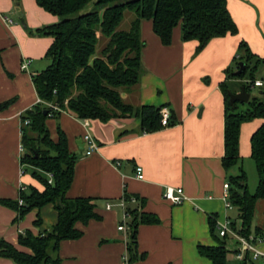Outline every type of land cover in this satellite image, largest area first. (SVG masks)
Instances as JSON below:
<instances>
[{
	"label": "crops",
	"instance_id": "obj_1",
	"mask_svg": "<svg viewBox=\"0 0 264 264\" xmlns=\"http://www.w3.org/2000/svg\"><path fill=\"white\" fill-rule=\"evenodd\" d=\"M227 8L238 32L210 39L198 53L197 41L181 39L179 24L172 30L171 43L163 45L152 30L151 20H141L143 72L135 86L120 90L121 97L133 105L167 107L177 120L175 125L142 132L135 117L103 122L81 120L62 111L56 119L66 134L69 151L78 157L66 196L94 198L95 212L100 216L86 224L75 223L82 235L59 243L60 264H127L122 256L127 253L128 233L117 229L123 219L117 202L125 193L143 198L142 211L159 218L158 223L139 224L137 249L146 255L130 264H212L198 253L197 245L216 244L210 233V218L224 223L237 217L235 207H225L222 193L230 169L232 175L239 172V166L234 165L226 173L221 163L224 102L219 84L225 79L224 70L234 63L240 40L253 53L264 55V0H227ZM4 17L12 22L7 23ZM56 21L57 16L34 0H0V103L14 99L0 109V200L17 199L20 186L43 189L29 171L22 170L20 115L37 102L32 76L48 64L44 54L52 42L50 36L32 31ZM22 59L30 60L26 70L20 68ZM257 93L260 95V88ZM263 121L255 118L241 124L240 156L241 131L250 124L253 132ZM46 123L56 140L55 125L48 120ZM86 131L98 143V149L89 155L83 153ZM137 165L142 168V179L135 177ZM166 186L182 187L186 200L181 204L166 200ZM109 201L113 206L107 209ZM37 212L39 226L33 225ZM15 216V210L0 202V239L23 251L28 249L17 244L19 232L29 229L34 234L44 233L57 221L51 204L13 222ZM251 228L264 232V198L256 201ZM261 248L264 250V243ZM235 261L227 258V264ZM254 262L264 264L261 259ZM0 264L15 263L0 257Z\"/></svg>",
	"mask_w": 264,
	"mask_h": 264
},
{
	"label": "trees",
	"instance_id": "obj_2",
	"mask_svg": "<svg viewBox=\"0 0 264 264\" xmlns=\"http://www.w3.org/2000/svg\"><path fill=\"white\" fill-rule=\"evenodd\" d=\"M45 11L57 16V21L42 25L32 32L50 36L52 42L44 57L48 64L32 76V82L40 99L20 115L21 144L24 151L20 156L22 170L28 171L43 189L28 185L19 189L17 199H1L0 202L16 211L13 222L21 219L31 210H39L51 204L57 212V221L49 231L34 234L25 229L18 233L17 244L0 239V257L10 258L15 264H60L59 243L75 239L82 231L76 222L86 224L98 219L95 199L92 197L66 196L73 175L77 155L68 149L65 132L57 124V139L53 140L46 126L48 117L58 118L62 111L72 113L76 118L107 121L114 117H135L139 130L154 132L173 126L177 120L173 113L167 125L161 124L157 105H133L125 102L120 90L135 86L142 75L141 50L144 42L140 37L141 20H151L152 30L163 45L171 43L172 30L178 24L183 41L195 40V53L200 52L214 37L234 35L238 32L227 8V0H34ZM92 4L94 9L83 11ZM125 11L133 14L128 25L120 24ZM233 66L224 70L225 79L219 84L223 94V145L222 166L227 173L240 160L239 138L241 124L255 118H264V89L259 96H251L247 102L230 103L228 80L242 78L256 79L262 68L264 78V55L251 51L244 40L238 42ZM243 62L244 70L236 74L238 64ZM250 93V84L244 85ZM14 99L0 103V109L9 106ZM52 104L57 109H52ZM46 111V113H44ZM24 120H28L24 124ZM250 157L256 173L257 184L253 192L247 187V177L240 167L235 175L227 174L228 199L237 209V217L230 220V227L241 235L260 233L251 228L255 204L264 198V121L250 136ZM49 175L51 182H48ZM127 222V264L143 260L145 253L138 252L137 230L139 224L158 223L159 218L142 211L144 199L124 194ZM136 199L135 203L130 199ZM18 199L22 200L20 204ZM134 205H131V204ZM41 224L40 215L33 225ZM209 227L215 245H197L198 253L212 264H227L225 239L216 233V222L209 219ZM235 264H256L246 253Z\"/></svg>",
	"mask_w": 264,
	"mask_h": 264
},
{
	"label": "built area",
	"instance_id": "obj_3",
	"mask_svg": "<svg viewBox=\"0 0 264 264\" xmlns=\"http://www.w3.org/2000/svg\"><path fill=\"white\" fill-rule=\"evenodd\" d=\"M4 20L7 23H11L12 20L8 17H4ZM30 60L28 59H22L20 63V68L22 70H26L28 67ZM251 88L257 87L260 88L261 90L264 89V78H256L253 81H249ZM40 99H37V102H39ZM52 109H57L56 106L52 104H48ZM161 113V124L162 125H167V121L170 115V111L167 107H162L160 110ZM24 124L28 123V120H24ZM86 124V123H85ZM82 141L84 142L85 148L83 150V153L85 155H89L92 152L96 151L98 149V143L93 137V135L89 132H85L82 136ZM19 150L21 154L24 151V147L20 143L19 145ZM116 165L119 164L118 161L115 162ZM51 176L49 175L48 182H51ZM135 177L138 179L143 178V173H142V168L141 166H136L135 167ZM228 182L223 183V193H222V198L224 201V205L226 208H231L232 204L230 203L228 199ZM19 189H24V186H20ZM163 197L171 202L172 204H181L186 200V196L184 195L182 187H171V186H166L163 192ZM210 198V197H209ZM19 203H22L21 199H18ZM130 202L135 203L136 199L131 198ZM117 205H119L122 210H123V219L122 222L118 225L117 229L120 231H127V223L126 219L130 217L129 213L126 210V202L125 200L121 197L118 199ZM113 206L112 202H107L106 203V208L109 209ZM216 227L218 229V234L219 236H227L228 238L234 239L235 240V249L233 250L234 253V258L236 260H242L244 258V255L247 253L249 257L255 261L258 259H261L264 261V250L261 248V244L264 243V232L260 233H251L249 235H241L237 233L234 229L230 227V220L227 219L224 223H216ZM122 259L125 263H127V253L123 254Z\"/></svg>",
	"mask_w": 264,
	"mask_h": 264
},
{
	"label": "rangeland",
	"instance_id": "obj_4",
	"mask_svg": "<svg viewBox=\"0 0 264 264\" xmlns=\"http://www.w3.org/2000/svg\"><path fill=\"white\" fill-rule=\"evenodd\" d=\"M94 8H95V6H93L92 4H89L86 6V8H84L83 11L92 10ZM132 16H133V14L131 12L125 11V15H124V18L120 24V27L121 28L126 27L129 23V21L131 20ZM19 18H20V16H19ZM19 24H20V22H19ZM232 66H233V64H232ZM262 74H263V70H262V68H259V70L257 71L255 76H256V78H260L262 76ZM249 81H250L249 76H248V74H246L242 78H233L231 80H228L227 84L232 91H238L241 86L249 84L250 83ZM250 94H251V96H259V94L257 93V88L256 89L250 88ZM47 120L52 122L55 125L54 127L56 130V128H57L56 118L48 117ZM46 126L48 127L47 123H46ZM246 127H247V130L243 129L241 131V140H240V143H241V156L240 157L241 158L236 165H237V167L239 166V168L241 167L244 170V172L246 173L248 190L250 192H253L255 187H256V184H257V173H256L254 162H253L252 158L250 157V136L252 134V131H250L249 128L251 127V125L248 124V125H246ZM228 174H231V175L233 174L231 169L228 172ZM215 231L218 234L217 228ZM225 245H226L227 250H229L227 252V258H228L229 262H232L233 258H234L232 256V249L236 245L235 240L231 239V238H226L225 239Z\"/></svg>",
	"mask_w": 264,
	"mask_h": 264
},
{
	"label": "water",
	"instance_id": "obj_5",
	"mask_svg": "<svg viewBox=\"0 0 264 264\" xmlns=\"http://www.w3.org/2000/svg\"><path fill=\"white\" fill-rule=\"evenodd\" d=\"M238 66L239 68L235 71L236 74L241 73L245 68L243 62H240ZM228 96L231 104L234 102H247L250 98V93L246 91L244 86H241L238 92L228 91ZM44 113H46V111H44Z\"/></svg>",
	"mask_w": 264,
	"mask_h": 264
}]
</instances>
